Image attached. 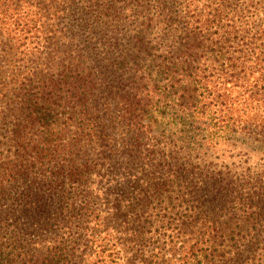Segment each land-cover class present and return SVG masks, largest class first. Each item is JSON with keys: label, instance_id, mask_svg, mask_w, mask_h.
Masks as SVG:
<instances>
[{"label": "trees", "instance_id": "obj_1", "mask_svg": "<svg viewBox=\"0 0 264 264\" xmlns=\"http://www.w3.org/2000/svg\"><path fill=\"white\" fill-rule=\"evenodd\" d=\"M242 141L264 153V0H0V264H128L122 201L175 235L210 219L172 264H264V171L211 160Z\"/></svg>", "mask_w": 264, "mask_h": 264}, {"label": "rangeland", "instance_id": "obj_2", "mask_svg": "<svg viewBox=\"0 0 264 264\" xmlns=\"http://www.w3.org/2000/svg\"><path fill=\"white\" fill-rule=\"evenodd\" d=\"M115 101H108L102 105L101 110H107L110 117L115 119L117 118V107L114 106ZM106 119V120H109ZM108 122V121H107ZM109 123V122H108ZM108 137L113 141L111 145L107 148L108 153L110 154V158L116 163L118 168H126L129 161L126 159L123 154V145L124 139H126V130L123 125H115L112 130L107 133ZM239 143V142H237ZM240 147L231 150L234 147H229V149L222 150L223 152H218L219 154H224L225 157H218V153H214L211 157V160L218 165L216 171H222L221 164H225L227 171L230 173L229 176L233 175L235 172L240 173L239 169L241 167L251 168L253 172H257L259 170L264 171V153L260 154L256 152L255 149H260L259 145L253 143L252 146H244L243 141L241 142ZM246 147V148H245ZM254 150V151H253ZM255 152V153H254ZM264 152V151H263ZM98 162V161H97ZM124 163H126L124 165ZM240 175V174H237ZM119 180L123 182V186L118 188V193L125 194V192H133L132 197L137 201L141 198H144V194L140 195L141 191L145 192L144 187L137 188L132 187V183H127L130 180L129 176L121 175ZM201 184L197 188V196L196 199L190 202V207L201 208L204 209L205 215L203 218H213V210H216L218 213L221 211V207L214 206L216 205L212 200L213 194L208 187L205 186V183L200 180ZM203 182V184H202ZM252 191H246L247 194ZM252 195V194H251ZM248 196V195H247ZM253 196V195H252ZM249 197V196H248ZM256 198V196H254ZM201 199V204L197 201ZM125 201H122V211H124L123 216L128 220V224H123L122 219L115 218V216L108 215L110 218L109 225H112L115 233L113 237H111V241L107 237V242H110L106 248H112L114 252H123L125 259L128 261V264H172L173 261L178 258L183 252V248L187 245H197L199 243V238L203 236L204 233L209 232L208 227H211L209 220L204 224H199V230L191 231L188 229L185 231V236L175 235L173 232L165 231L161 228V225L156 224L154 220H151L149 216H146L145 222L142 216L141 218H136V214H141L143 210L138 209L139 207H134L129 209L128 204ZM125 206V207H124ZM153 212L155 207L152 205ZM117 208L119 207L116 206ZM158 210L155 212V216L157 215ZM221 213V212H220ZM219 213V214H220ZM161 215L166 214V211H162ZM178 217V214H175ZM156 224V225H155ZM125 227L124 228H122ZM213 227V225H212ZM208 229V230H207ZM59 231V229L57 228ZM158 231H161L163 234H166V237H161L162 241L160 244L155 243V240H158L157 237H153V234H156ZM151 232V233H150ZM63 233V232H62ZM105 236V235H104ZM71 240H68L69 246L76 248L78 242L75 240L76 235L69 236ZM68 239V236L65 237ZM92 245V244H91ZM89 245L87 244L86 251L79 249L77 252H97V245ZM57 244H54V247ZM119 246V247H117ZM206 251V250H205ZM204 251V252H205ZM208 255H211L216 252H212L211 250L206 251ZM245 255V254H243Z\"/></svg>", "mask_w": 264, "mask_h": 264}]
</instances>
